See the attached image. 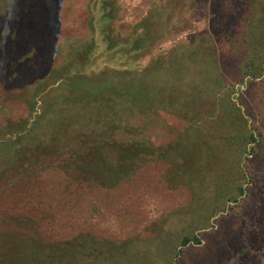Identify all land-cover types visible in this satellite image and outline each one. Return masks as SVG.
<instances>
[{"label":"rangeland","instance_id":"obj_1","mask_svg":"<svg viewBox=\"0 0 264 264\" xmlns=\"http://www.w3.org/2000/svg\"><path fill=\"white\" fill-rule=\"evenodd\" d=\"M263 44L264 0H0V264H264Z\"/></svg>","mask_w":264,"mask_h":264},{"label":"trees","instance_id":"obj_2","mask_svg":"<svg viewBox=\"0 0 264 264\" xmlns=\"http://www.w3.org/2000/svg\"><path fill=\"white\" fill-rule=\"evenodd\" d=\"M263 46H264V44H263ZM171 107H172V104H171ZM111 125V124H110ZM122 127V126H121ZM120 127H118V129H119ZM141 129H143V128H141ZM104 132V130L103 131H101V133H99L98 134V136L99 135H101L102 133ZM130 132H132L131 130H130ZM125 132L124 131H122L121 130V132H118V133H116L115 132V136L117 137L116 138V140H118V139H120L121 140V136H122V134H124ZM133 134V132L131 133V135ZM125 137H127V134L125 133ZM248 140L250 141V143H254L255 142V137H254V135L253 134H251L250 136H249V138H248ZM116 142V141H115ZM122 143L123 144H126L125 142H123L122 141ZM244 150H245V152H254V147L252 146L248 151H247V148H244ZM181 153H183L184 154V151H182L181 150ZM182 155V154H181ZM4 173H2L1 175H0V177L3 175ZM3 177H4V175H3ZM9 178V177H8ZM190 242V240L189 239H183V241H182V243H183V245L185 246L187 243H189Z\"/></svg>","mask_w":264,"mask_h":264}]
</instances>
